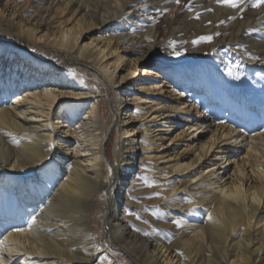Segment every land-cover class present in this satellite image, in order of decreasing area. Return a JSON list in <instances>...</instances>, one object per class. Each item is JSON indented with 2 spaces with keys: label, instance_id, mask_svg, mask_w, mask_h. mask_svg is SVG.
Masks as SVG:
<instances>
[{
  "label": "bare ground",
  "instance_id": "6f19581e",
  "mask_svg": "<svg viewBox=\"0 0 264 264\" xmlns=\"http://www.w3.org/2000/svg\"><path fill=\"white\" fill-rule=\"evenodd\" d=\"M17 1L0 0V28L21 39L0 36V264H118L111 248L135 264H264V39L251 55L228 48L264 34V4L216 14L201 37L160 30L197 0H105L99 12L84 0ZM173 1L168 16H149L152 38L141 35L136 14ZM189 37L188 53L151 57ZM33 46L86 62L105 84L113 157L98 95ZM95 206L109 231L101 244Z\"/></svg>",
  "mask_w": 264,
  "mask_h": 264
},
{
  "label": "rangeland",
  "instance_id": "374dc122",
  "mask_svg": "<svg viewBox=\"0 0 264 264\" xmlns=\"http://www.w3.org/2000/svg\"><path fill=\"white\" fill-rule=\"evenodd\" d=\"M99 1H101L100 2L101 4H105L106 2L105 0H84L81 2V7L85 8L86 10L89 9L90 11H93V12H99L100 11ZM21 3L23 2L19 0L15 2V4L17 5ZM256 8L257 7H254V6L251 7V11L253 9L255 10ZM172 9H174V1L166 2L165 5H163L159 10H157V12H154L151 15L144 13L146 9H143L141 12L136 14L134 19H136V17H138L139 19V23H140L139 31L141 35L145 33L146 35H148L147 38L150 37L149 39H151L152 38L151 30L152 28H156L155 25L157 24V20H151L149 16H154V18H157V17L162 18L164 16L166 17L170 13V11H172ZM222 12H230V13L236 12L237 13L238 7L232 8L226 4L218 3L217 0H197L196 4L195 3L187 4L183 12L179 13L180 19L178 22L173 20L171 24H168V26H165V25L161 26L160 30L161 32L163 30H167L165 32L166 34L169 31V29L176 30L179 28L180 32L182 33H186V28L187 29H199V32H201V35H202L201 37H204V35L206 34L213 33L215 28L212 27V18L216 16V14H221ZM26 13H30V12L27 10ZM116 18L117 17H114L113 23H111V29L115 28V30H117L119 26L121 25V20H118L119 18L118 19ZM240 23H241L240 20L236 21V24L239 25ZM253 24H255V22ZM184 25H186L187 27L185 28ZM256 25H258V23L255 24V26ZM103 32L104 31H102V33ZM0 34H1L0 35L1 38L8 39L9 41H12L14 43H21L19 42L21 39L18 36H16L14 33L8 34L7 32L3 31V29L0 28ZM101 35L102 34L100 33H92L91 35H89V38L93 40L96 38H100ZM230 36L234 38V35L231 34ZM192 38L195 39V37H191V38L189 37V40L186 38L184 41L177 43L175 45L171 44L169 41L165 39L164 43L163 44L161 43V45L156 49V51L151 54V57L152 56L156 57L157 53H160V54L175 53L177 55L188 53L190 49L192 50V47H193L194 42L192 43L189 42L193 40ZM263 39H264V34L262 35L253 34V35H250L248 43L246 44L241 43V42L237 44L232 43L231 44L232 46L228 48H230L231 51H233V49L235 48L237 49L238 53H241L244 55H248V54L251 55L253 53L252 51H250L252 47L248 45H250L251 43L255 41H261ZM147 42H151V40H148ZM204 42L205 41L201 40V43L197 46L201 47L202 44H204ZM30 49L34 52L41 53V55L45 57H48L49 55L53 56V58L55 59V62L57 61V64L59 66H66V67L69 66L70 69L73 68L75 72L77 73V76L79 78H82L85 84L88 85L90 89H92L96 93V95H98L97 99L99 101L100 112H101L102 121L104 124L103 129L109 128L111 130V135L107 139V143H108L107 153L109 157H113V145L115 144V135L117 133V130L115 129L112 123L113 119L115 118L114 117L115 106H114V98L112 95L108 93L105 84H102L101 82H99L93 77L94 73L92 72V70H90L89 65L84 61H76L73 59H69L65 56L63 52H59V51L53 52L49 48L41 49L39 46H35V47L33 46ZM207 51L210 52L211 51L210 48H208ZM214 54H216V52H214ZM132 57H135V56L134 55L129 56V58H132ZM137 57L139 58L140 55H138ZM246 59L247 58L245 57V59L241 61L242 66L250 65L251 62L247 61ZM261 59L264 61V55ZM63 60L65 61V63L62 62ZM143 60H145V58L142 59L141 61ZM153 64L154 62H152L151 60H149L148 65L146 64L143 65L142 63H139L135 68V74L137 78L138 76L141 75V71L148 72L152 70ZM244 85L245 84H241L239 87H237L235 90V94L244 97L248 93L247 87H245ZM97 87L99 89V92L97 90ZM263 91H264V86H263ZM260 101L264 102V97ZM256 103H255V107H256ZM130 110H131L130 113H132L133 112L132 105H131ZM134 127H136V125ZM129 180L130 178L127 179V182ZM122 208L123 207L121 206V210ZM103 213L104 212L101 207L95 206V209L91 217L92 218L91 222L93 225V235L95 236L98 244L99 243L101 244L102 242H107V240L109 239V233H108L109 231L107 227L101 222V216L103 215ZM110 258L118 264H135L128 256H125V254L119 253V251L115 248L110 249Z\"/></svg>",
  "mask_w": 264,
  "mask_h": 264
},
{
  "label": "snow or ice",
  "instance_id": "6c2138e0",
  "mask_svg": "<svg viewBox=\"0 0 264 264\" xmlns=\"http://www.w3.org/2000/svg\"><path fill=\"white\" fill-rule=\"evenodd\" d=\"M177 3L180 2V0H176ZM218 3L226 4L229 7L237 8L240 6V4L243 3V0H217ZM261 4H264V0H256L254 7H259ZM178 223V222H177Z\"/></svg>",
  "mask_w": 264,
  "mask_h": 264
}]
</instances>
